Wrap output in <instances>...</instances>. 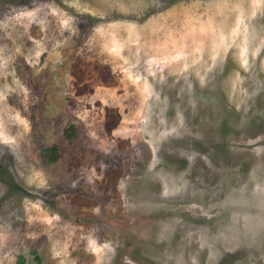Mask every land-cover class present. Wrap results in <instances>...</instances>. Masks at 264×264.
<instances>
[{
    "label": "rangeland",
    "instance_id": "1",
    "mask_svg": "<svg viewBox=\"0 0 264 264\" xmlns=\"http://www.w3.org/2000/svg\"><path fill=\"white\" fill-rule=\"evenodd\" d=\"M0 264H264V0H0Z\"/></svg>",
    "mask_w": 264,
    "mask_h": 264
}]
</instances>
